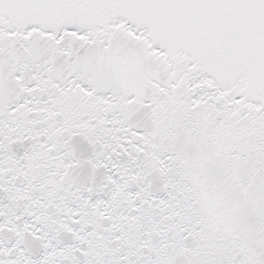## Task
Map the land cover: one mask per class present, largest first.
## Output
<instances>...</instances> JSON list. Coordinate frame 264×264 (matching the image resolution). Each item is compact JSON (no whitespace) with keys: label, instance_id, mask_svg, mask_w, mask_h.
Masks as SVG:
<instances>
[{"label":"snow or ice","instance_id":"snow-or-ice-1","mask_svg":"<svg viewBox=\"0 0 264 264\" xmlns=\"http://www.w3.org/2000/svg\"><path fill=\"white\" fill-rule=\"evenodd\" d=\"M0 264H264V0H0Z\"/></svg>","mask_w":264,"mask_h":264}]
</instances>
